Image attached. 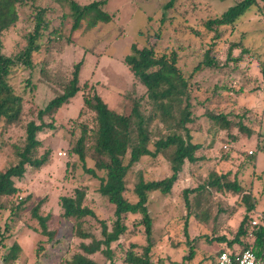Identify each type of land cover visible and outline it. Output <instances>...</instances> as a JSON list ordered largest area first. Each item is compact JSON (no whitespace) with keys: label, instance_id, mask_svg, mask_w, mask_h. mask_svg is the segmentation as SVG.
Segmentation results:
<instances>
[{"label":"rangeland","instance_id":"obj_1","mask_svg":"<svg viewBox=\"0 0 264 264\" xmlns=\"http://www.w3.org/2000/svg\"><path fill=\"white\" fill-rule=\"evenodd\" d=\"M75 1L86 5L97 0ZM168 1L106 0L103 10L112 16V20L88 29L85 19L75 31L71 30L72 14L64 0H24L26 5L18 8L17 23L1 38L4 55L14 56L25 47L27 34L35 25V7L45 10L49 27L44 31L40 51L33 55L34 70L18 66L9 77L10 86L23 98V115L19 123L10 127L0 121V172L18 162L16 153L23 146L26 123L31 120L39 123L37 110L61 93V86L70 79L73 65L79 61L82 62L80 85L85 83L87 88L78 91L55 114L54 129H44L37 134L41 146L36 150V157L49 152L48 162L39 170L28 168L25 176L15 183L18 193L5 200L7 207L0 211V228L4 236L0 241V260L12 244H17L21 250L15 261L4 264H63L66 258L78 252L81 242H89L75 237L73 219L61 217L59 198L73 195L76 188L85 190L83 204L93 209L111 228L113 208L97 193L98 180L86 174L78 156L70 155L68 150L80 135V124L91 125V113L78 117L83 108V93L96 90L111 109L122 114L129 112L132 97L144 96V90L132 78L127 64L134 50L143 47L153 46L160 53L176 50L180 58L178 65L185 75L190 74L209 47L211 54L223 65L231 43L239 42L247 49L238 64V71H234L233 63H229L221 72L204 71L192 82L195 119L188 128L193 140L205 147L197 153L204 161L193 166L186 162L171 194L151 199L157 238L155 264L159 261L162 264H186L183 258L190 247L196 250L190 264H199L205 256L216 255L225 248V244L219 245L214 238L233 237L244 214V207L238 203L239 197L203 192L193 199L189 214L182 198L183 189L203 185L208 174L220 168L221 156L228 155L229 162L226 163L238 172L242 173L248 166L243 178L257 203L251 220H256L258 225L264 224V72L260 70L264 71V0H258L257 8L234 29H220L221 38L216 41L214 33L205 32L203 22L220 15L239 0H174L173 7L164 11ZM232 54L237 57L241 54L240 49L233 50ZM141 111L146 116L152 112L145 99ZM207 112L226 114L234 122L237 116L243 115L244 125L253 130V135L246 137L236 126L221 130L206 117ZM158 128V122L151 124L152 132ZM233 138H237L236 141ZM248 156H254V167ZM85 165L93 166L89 151ZM138 171L147 179L169 174L168 165L161 157L143 158L134 165L128 174L130 185ZM26 197L29 200L25 209L17 211L19 219H11L12 205ZM39 200L44 201L40 214L50 217L48 229L55 231L51 241L39 232L37 222L30 217L31 208ZM132 220L133 216H129V225ZM88 223L86 226L98 236V225L93 221ZM6 226L11 228L10 232L4 231ZM129 232L112 244L114 264H124L122 257L131 242L144 244L140 235ZM91 257L99 263L109 264L100 253Z\"/></svg>","mask_w":264,"mask_h":264},{"label":"trees","instance_id":"obj_2","mask_svg":"<svg viewBox=\"0 0 264 264\" xmlns=\"http://www.w3.org/2000/svg\"><path fill=\"white\" fill-rule=\"evenodd\" d=\"M64 1L68 3L71 10L72 31L78 29L85 19L88 29L112 20V16L103 10L106 0H97L86 5H79L75 0ZM173 2L174 0L168 1L163 10L171 9ZM25 5L24 0H0V121H4L7 127L19 123L24 104L23 98L10 86L9 77L13 69L18 66L34 70L33 55L40 51L44 31L49 27L44 17L45 10L35 7V25L27 34L25 47L14 56L4 55L1 51L2 35L17 23L18 8ZM257 6L258 0H239L220 15L205 20L203 28L205 32L214 33V41L219 40L220 29H234ZM163 22L164 18L161 19V23ZM198 33L196 32L195 35ZM235 49H240L241 54L237 57L232 54ZM211 52L212 48L209 47L190 74L185 75L178 65L180 58L176 50L160 53L153 46L135 49L134 55L128 58V70L135 82L144 90V98L132 97L127 114L111 109L96 90L89 89L90 92L83 93V108L78 117L84 113H91V125L86 122L80 124V135L68 153L77 155L84 172L98 180L96 191L112 206L113 221L109 229L105 220L98 218L93 209L83 204L86 196L84 189L76 188L73 195L60 197L61 217L66 220L73 219L72 231L75 237L82 241H89L81 242L78 252L66 258L63 264H107L99 263L91 257L97 253L103 255L109 264H114L112 244L118 242L121 236L130 233L129 230L140 235L144 244L140 246L131 242L122 257L124 264H155L154 251L157 238L151 199L155 196L165 198L171 194L186 162L193 166L204 161V158L197 153L205 147L193 140L191 130L188 128L195 119L192 112L194 97L192 82L200 73L208 70L221 72L229 63H233L234 71H238V64L242 60V55L247 53V49L242 48L239 42L231 43L227 48L224 65ZM81 66V61L75 63L70 79L61 86V93L53 97L44 108L37 110L36 118L39 123L33 120L26 123L24 143L16 153L18 162L0 172V211L7 207L5 200L18 193L15 183L25 176L27 169L39 170L48 162L49 152L36 157V150L41 146L37 134L44 129H54L52 120L55 114L63 105L69 103L78 91L87 88L85 83L83 86L80 85ZM260 70L264 72L262 68ZM144 99L151 105L152 112L147 116L141 111ZM206 117L221 130L236 126L238 131L246 137L253 135V130L244 125L243 115L237 116L235 122L230 116L221 113L207 112ZM153 122H158L160 125L155 132L150 129ZM236 139L233 138L234 141ZM88 144L90 145L87 147ZM87 151L93 160L92 167L85 165ZM157 157L166 161L169 174L162 178L147 179L142 172L138 171L134 182L130 185L128 174L131 168L139 164L143 158ZM228 159V155L220 157V168L212 170L203 185L185 188L182 191L188 214L191 213L193 199L203 192L210 191L222 196L235 195L239 197V205L244 207L243 217L233 237L228 239L225 235H221L214 238L219 245L225 244V248L219 250L216 255L205 256L199 264L208 262L215 264L217 256L223 251L235 255L244 250L253 251L257 260L264 264V224L252 225V214L257 208V203L252 190L246 187L243 178L248 166L242 173L238 172L226 163L229 162ZM247 159L251 167H254V156H248ZM27 200L29 197L17 204L12 203L11 219H19L17 211L25 209ZM43 202L39 200L31 208L30 217L37 222L39 232L51 241L55 231L48 229L47 223L50 217L40 214ZM262 215L264 216V211ZM129 216H133L131 228L127 222ZM90 221L98 225V236L86 226ZM10 230L8 226L4 228L5 232ZM34 231L38 232V229L34 228ZM185 236L187 237L186 231ZM3 239L0 228V241ZM20 250L17 244H12L2 259L3 263L15 261ZM195 255L196 250L190 247L183 262L190 264ZM159 264L162 262L159 261Z\"/></svg>","mask_w":264,"mask_h":264},{"label":"built area","instance_id":"obj_3","mask_svg":"<svg viewBox=\"0 0 264 264\" xmlns=\"http://www.w3.org/2000/svg\"><path fill=\"white\" fill-rule=\"evenodd\" d=\"M249 154H252L249 151ZM257 221L253 220L252 225H256ZM0 264H4L2 260H0ZM215 264H262L259 260H257L256 255L251 250H244L235 255H231L228 252H221L216 259Z\"/></svg>","mask_w":264,"mask_h":264}]
</instances>
